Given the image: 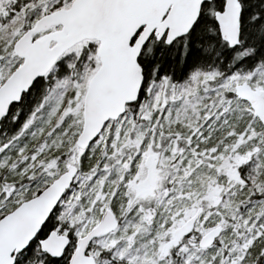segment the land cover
I'll use <instances>...</instances> for the list:
<instances>
[{
	"label": "snow or ice",
	"instance_id": "snow-or-ice-1",
	"mask_svg": "<svg viewBox=\"0 0 264 264\" xmlns=\"http://www.w3.org/2000/svg\"><path fill=\"white\" fill-rule=\"evenodd\" d=\"M0 264H264V0H0Z\"/></svg>",
	"mask_w": 264,
	"mask_h": 264
}]
</instances>
